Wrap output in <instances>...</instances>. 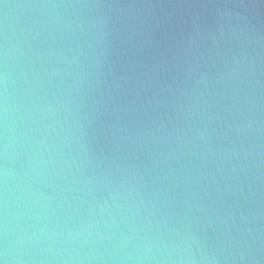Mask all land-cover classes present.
Returning a JSON list of instances; mask_svg holds the SVG:
<instances>
[{
	"label": "water",
	"instance_id": "obj_1",
	"mask_svg": "<svg viewBox=\"0 0 264 264\" xmlns=\"http://www.w3.org/2000/svg\"><path fill=\"white\" fill-rule=\"evenodd\" d=\"M0 264H264V0H0Z\"/></svg>",
	"mask_w": 264,
	"mask_h": 264
}]
</instances>
